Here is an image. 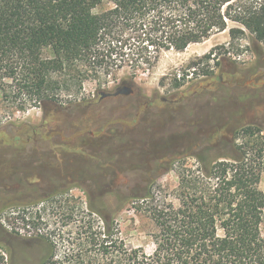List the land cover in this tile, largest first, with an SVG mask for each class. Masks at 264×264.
I'll return each instance as SVG.
<instances>
[{
  "label": "rangeland",
  "instance_id": "374dc122",
  "mask_svg": "<svg viewBox=\"0 0 264 264\" xmlns=\"http://www.w3.org/2000/svg\"><path fill=\"white\" fill-rule=\"evenodd\" d=\"M115 31L122 44L102 49L81 87L56 101L32 100L11 81L8 97L0 89V251L16 264L12 246L31 256L48 241L54 260L79 243L90 254L87 235L107 221L113 239L152 253L159 228L150 209L179 207L181 176L237 155L240 127L264 129V43L248 31L230 52L226 30L162 52L153 69L141 63L154 47L138 31ZM122 87L131 91L116 94ZM252 152L264 194V144Z\"/></svg>",
  "mask_w": 264,
  "mask_h": 264
},
{
  "label": "trees",
  "instance_id": "16d2710c",
  "mask_svg": "<svg viewBox=\"0 0 264 264\" xmlns=\"http://www.w3.org/2000/svg\"><path fill=\"white\" fill-rule=\"evenodd\" d=\"M100 6L106 8L96 12ZM118 26L138 31L144 48L154 47L141 63L153 69L162 52L183 51L226 30L230 41L222 47L227 52L247 31L264 43V0H0L3 95L8 97L7 81L40 103L56 101L63 89L81 87L89 75L84 67L99 63L106 46L121 43ZM175 83L179 87L181 79ZM263 130L240 127L236 137L245 141L236 144L237 155L205 164L191 178L181 176L179 207L150 209L159 228L152 253L113 239L107 221L104 229L87 235L92 253L79 243L54 260L56 246L47 240L49 252L39 264H264L263 169L252 158L255 146L263 147ZM257 135L262 140L255 144ZM0 264L16 263L3 250Z\"/></svg>",
  "mask_w": 264,
  "mask_h": 264
},
{
  "label": "flooded vegetation",
  "instance_id": "af4514ba",
  "mask_svg": "<svg viewBox=\"0 0 264 264\" xmlns=\"http://www.w3.org/2000/svg\"><path fill=\"white\" fill-rule=\"evenodd\" d=\"M118 91L123 92V93H129L131 91V89H129L128 87H122L119 88ZM102 95L104 96L105 93H102ZM18 247V251L17 249L15 250L14 246H12L13 251L15 252V254L18 255V258L21 262H23L24 264H39L40 261L45 258L49 252V250L47 252H44L42 250H35L34 254L32 253L31 256H29V249L27 247H21L20 245L17 246ZM21 248H26L27 252L26 255L23 254V250Z\"/></svg>",
  "mask_w": 264,
  "mask_h": 264
},
{
  "label": "water",
  "instance_id": "95a60500",
  "mask_svg": "<svg viewBox=\"0 0 264 264\" xmlns=\"http://www.w3.org/2000/svg\"><path fill=\"white\" fill-rule=\"evenodd\" d=\"M123 92L117 91L116 94H122ZM105 96V95H104Z\"/></svg>",
  "mask_w": 264,
  "mask_h": 264
}]
</instances>
